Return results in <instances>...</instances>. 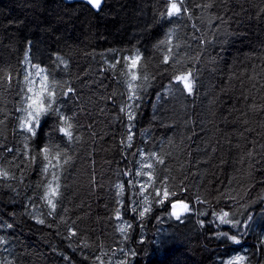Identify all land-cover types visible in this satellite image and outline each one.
<instances>
[{
	"label": "trees",
	"instance_id": "16d2710c",
	"mask_svg": "<svg viewBox=\"0 0 264 264\" xmlns=\"http://www.w3.org/2000/svg\"><path fill=\"white\" fill-rule=\"evenodd\" d=\"M168 2L0 0V264H264V0H184L170 18Z\"/></svg>",
	"mask_w": 264,
	"mask_h": 264
},
{
	"label": "snow or ice",
	"instance_id": "6c2138e0",
	"mask_svg": "<svg viewBox=\"0 0 264 264\" xmlns=\"http://www.w3.org/2000/svg\"><path fill=\"white\" fill-rule=\"evenodd\" d=\"M87 3L90 4L93 8L99 9L102 3V0H87ZM184 5V0H179V2H177V0H169L168 2V6H167V12L166 15L170 18L173 16H179L182 12V8ZM206 7H212L211 4L206 5ZM184 12H187L186 8H183ZM164 15V14H162ZM219 19V17H217ZM167 41H161V44L166 43ZM169 54H171V49H169ZM125 61L127 62V66L130 69V75H131V79L132 80H136L138 79V75L136 72H131V69L137 68L139 65V61L142 59V57L137 53V55L133 56V57H125L124 58ZM169 60V56L166 55L164 57V62L167 63ZM34 67H38L36 65H34ZM114 67V65H113ZM37 75H40V73L38 72ZM191 72H188L187 74L184 75H178L175 77V79L179 82H182L183 84V88L185 90H187V92L189 94L192 93L193 91V86H194V81L191 79ZM27 79V77H26ZM143 79L147 80L148 76L144 75ZM47 80L48 77L44 76L42 81H41V89L39 92H36L33 94V96H30L28 99L30 100V103L28 105V109H26V111L28 112V117L27 119L24 121V123H22L21 127H26V130L28 132H30L33 136L36 134L35 129L39 126L40 123V118L44 115H46L51 109H52V103H53V97L55 95L54 91L49 89V86L47 84ZM133 85L131 83H129V89H132ZM29 92H32V88L28 89ZM73 89L69 88L68 92H72ZM135 97V93L133 92V94L129 97V99H133ZM122 111L124 109H121ZM134 118L133 113L129 112L128 113V119L132 120ZM65 120V123L67 124V127L64 128H60L59 130L61 132H63L66 136H68L69 138L72 137V132L70 131V129H72L73 125L71 123H68V118H62ZM132 139L131 136L128 137V140L130 141ZM131 146V145H129ZM45 153V158L47 159V153L49 152V148H44L42 150ZM155 156V154H153ZM34 159V158H33ZM67 161H65L66 163ZM158 162L159 163H163V159H159L158 158ZM149 168L152 167L151 164L147 165ZM0 175L7 177L8 173L7 172H0ZM146 175L149 176V178L151 179V173H146ZM58 188L59 185L57 184L56 187H53L51 183H49L48 185V189L45 192V196L44 198L47 199L48 204L50 205V207L55 210L56 208V204L53 203L52 199H49V196H56L58 195ZM160 192L159 190H157V195H159ZM170 195H175L174 192L170 193L168 191L167 188L164 189L163 191V199H161L159 201V203H164V200H167L169 198ZM171 208H172V212L171 215L175 216L177 219H180L181 215L183 213L188 212L189 209V205L187 203H185L183 200L180 201H174L171 203ZM149 211V209H145L143 212L140 213L141 216L144 215L145 212ZM229 216V213L224 212L222 215H220L218 217V219L220 220V223L222 224H227V225H231L233 228L239 227L241 225V221L239 220H235V219H228L227 217ZM253 217L250 215L247 217V220L244 222V227L247 228L248 225V221L252 220ZM40 223H43V220L39 221ZM8 227H11V225H8ZM121 231H124V229H121ZM75 234V233H73ZM220 236L225 237L226 239L232 241L233 243H240V239L238 238L237 235H229V233L227 232H222L219 233ZM0 242H4L3 241V237H0ZM133 255H135V253H133ZM245 257L243 256H236L233 259L228 261V264H244L245 261ZM123 264V262H122Z\"/></svg>",
	"mask_w": 264,
	"mask_h": 264
},
{
	"label": "water",
	"instance_id": "95a60500",
	"mask_svg": "<svg viewBox=\"0 0 264 264\" xmlns=\"http://www.w3.org/2000/svg\"><path fill=\"white\" fill-rule=\"evenodd\" d=\"M64 2L66 3H76V2H81V3H85L87 5H89L93 11H96V12H100V10H102L103 6H104V0H102V3H101V6L99 9H96V8H93L90 4L87 3V0H64Z\"/></svg>",
	"mask_w": 264,
	"mask_h": 264
},
{
	"label": "bare ground",
	"instance_id": "6f19581e",
	"mask_svg": "<svg viewBox=\"0 0 264 264\" xmlns=\"http://www.w3.org/2000/svg\"><path fill=\"white\" fill-rule=\"evenodd\" d=\"M215 223V222H214Z\"/></svg>",
	"mask_w": 264,
	"mask_h": 264
}]
</instances>
